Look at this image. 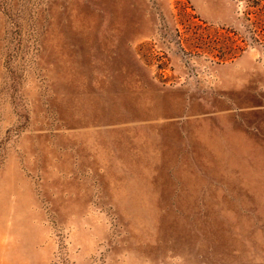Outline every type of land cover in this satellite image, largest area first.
<instances>
[{
    "label": "rangeland",
    "instance_id": "rangeland-1",
    "mask_svg": "<svg viewBox=\"0 0 264 264\" xmlns=\"http://www.w3.org/2000/svg\"><path fill=\"white\" fill-rule=\"evenodd\" d=\"M0 264H264V0H0Z\"/></svg>",
    "mask_w": 264,
    "mask_h": 264
},
{
    "label": "crops",
    "instance_id": "crops-1",
    "mask_svg": "<svg viewBox=\"0 0 264 264\" xmlns=\"http://www.w3.org/2000/svg\"><path fill=\"white\" fill-rule=\"evenodd\" d=\"M260 108H251V107H246V108H243V109H240V110H231L230 109H227V110H222V111H219V112H209L207 113L208 117L210 118H213V117H218L220 115H224V114H237V115H241V121H237V122H234L232 124H263L261 119H260V116L258 118L257 121H254V122H250L249 119H248V116L250 114H253V113H256L255 111H258ZM198 117H202V116H199V114H187L186 111H185V105L183 107V110L181 111V113H178L177 115H170L168 117L165 118V123H168V124H185L187 123V120L188 119H195L197 120ZM196 123V121H195ZM205 124V123H203ZM210 124H216L214 122H210ZM223 124H229V123H223Z\"/></svg>",
    "mask_w": 264,
    "mask_h": 264
}]
</instances>
